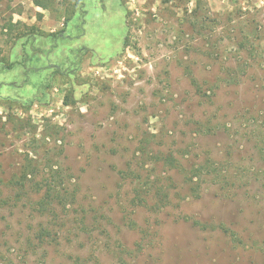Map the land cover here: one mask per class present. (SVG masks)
<instances>
[{
	"label": "rangeland",
	"instance_id": "374dc122",
	"mask_svg": "<svg viewBox=\"0 0 264 264\" xmlns=\"http://www.w3.org/2000/svg\"><path fill=\"white\" fill-rule=\"evenodd\" d=\"M40 1L0 0V264H264V0Z\"/></svg>",
	"mask_w": 264,
	"mask_h": 264
},
{
	"label": "trees",
	"instance_id": "16d2710c",
	"mask_svg": "<svg viewBox=\"0 0 264 264\" xmlns=\"http://www.w3.org/2000/svg\"><path fill=\"white\" fill-rule=\"evenodd\" d=\"M37 5L39 6H45L46 4L40 0H36L35 2ZM238 76V75H237ZM170 163L172 164V167L174 168V163L171 160ZM207 172V174L211 177V178H220V176L222 175L223 169L220 166H217L215 163H213L211 160H207L205 165L202 166H198L197 168H195V173L196 175H191L189 177L190 182L195 183L194 186H192V188L197 191V188L199 187V185H196L197 182L199 183V181L202 179V176L204 175L203 173ZM220 180V179H219ZM203 181V180H201ZM55 191L57 192V194L60 195V192L58 190L55 189Z\"/></svg>",
	"mask_w": 264,
	"mask_h": 264
},
{
	"label": "crops",
	"instance_id": "0c3cea01",
	"mask_svg": "<svg viewBox=\"0 0 264 264\" xmlns=\"http://www.w3.org/2000/svg\"><path fill=\"white\" fill-rule=\"evenodd\" d=\"M101 5L104 7V5H105V2L104 1H102L101 0ZM87 12H88V10H87ZM126 25H127V23H126ZM88 27H87V25L86 26H84V35H87V33H88ZM65 36H66V33H65ZM80 47V46H79ZM84 47L85 48H88L86 45H84ZM55 49V48H54ZM53 49V50H54ZM89 49V48H88ZM68 50V49H67ZM70 52V51H69ZM64 55V54H63ZM65 56V55H64ZM57 66H59V65H57Z\"/></svg>",
	"mask_w": 264,
	"mask_h": 264
}]
</instances>
